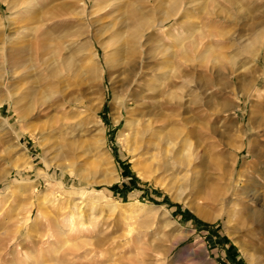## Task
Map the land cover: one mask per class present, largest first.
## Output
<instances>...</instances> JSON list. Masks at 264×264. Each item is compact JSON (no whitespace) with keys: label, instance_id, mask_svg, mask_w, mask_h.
Wrapping results in <instances>:
<instances>
[{"label":"rangeland","instance_id":"obj_1","mask_svg":"<svg viewBox=\"0 0 264 264\" xmlns=\"http://www.w3.org/2000/svg\"><path fill=\"white\" fill-rule=\"evenodd\" d=\"M7 1L0 264H264V0H181L187 11L161 26L167 4L125 0L150 18L136 44L133 89L161 84L149 93L154 112L166 135L178 130L192 144L195 183L174 165L145 177L125 147L120 135L135 104L127 93L126 107L112 108L129 65L114 62L100 20L105 0H35L32 14ZM20 44L29 48L22 59L55 47L59 60L71 56L82 69L66 75L61 66L70 78L61 84L40 65L14 76L9 57ZM94 64L98 72L89 71ZM65 136L89 148H77L75 166L58 151ZM107 150L111 163L100 157Z\"/></svg>","mask_w":264,"mask_h":264},{"label":"bare ground","instance_id":"obj_2","mask_svg":"<svg viewBox=\"0 0 264 264\" xmlns=\"http://www.w3.org/2000/svg\"><path fill=\"white\" fill-rule=\"evenodd\" d=\"M34 1L35 0H8L7 2L10 5V8H16L20 11L31 12L32 14L33 11L31 9L33 6L31 5L34 4ZM159 3L161 5H159L161 8L163 5L167 4V9H161L162 17L158 21H156L157 26H161L168 22L167 20L170 19V16L172 15L176 17L181 10L183 13L187 11V9L184 10L182 8L181 0H171L169 1V4L168 1L162 2L161 0H159ZM156 6H158V4H156ZM134 8L135 7L133 6L130 7V4H128L125 0H105L103 7L104 10L100 18L101 21L105 20V22H101V25L104 24L103 28L105 29V32H108L110 45L115 51L114 55L116 61L114 62H117L119 66H121L124 62L125 64L127 63L129 65L127 66L123 64L124 66H127L126 69L125 67L121 66L125 69V71L128 72V77H125L127 80L123 82L125 86V95L124 97H121L116 93L112 100V108H117L122 111V109L126 107L127 98L125 96L128 93L127 101L131 105L135 104V106L128 109L129 115L125 120V124L122 127V134L120 136H123L126 149L133 155L135 165L139 166L140 171L145 177H147V172H151L152 170L154 171V169L156 171L162 166L173 167L174 165L176 167H179L184 172L182 175L185 177V179L190 178L194 182L199 171H197V165L195 164V153L192 149V144L187 141L185 142L184 139L180 136V132L178 130H176V132L174 131L170 136L166 135L167 133L165 134L164 128L161 126L162 123L160 122V117H158L154 112V96H151L149 93H154L157 90V85L161 84H153L154 82L152 83L149 81L146 82L145 85L142 83L144 86L138 84L139 88L133 89V83H135V81L139 78L137 76L138 72L134 68L135 56L137 53L136 44H138L139 38L142 35L141 32L146 29L145 26L149 25L147 20L150 19H148V17L146 19L144 14L139 15V12L136 11L137 9L135 10ZM32 19L33 18L31 17V15H29L25 18V21ZM97 20L100 21L99 19ZM23 27L24 29L30 28L34 32H36L37 29L34 26H30V24H23ZM16 48H18L20 54L17 57H12L14 55H9L11 56L9 57V65L13 72L12 75L14 76H16L19 70L23 68L31 71L38 65H40L45 71H47L46 75H49L51 78L56 80L58 84H61L65 82L66 79H70L68 78L69 76L65 78V75H63L64 73H62L63 70L65 71L66 75H69L70 73L71 75H74L78 74L79 70L82 69L80 67V63L77 64V60L76 62H74L75 60L73 61V58L71 56H67V58H65L64 60H59L61 58V55L59 56V54L61 53H58L59 49H56L55 47L47 48V46H45V49L37 56V58H34V55L32 57L30 53H27L24 59H22L23 57L21 56V53L24 50L29 51L28 46L25 44H20V46ZM15 54H17L16 51ZM127 54L130 55L128 56ZM61 66L63 70L61 69ZM3 68L5 69V72L8 71L6 67ZM89 71L98 72L99 68L96 64H94L92 66H89ZM4 74H0V77H2ZM19 86H21V84H19ZM13 100L16 102L15 99ZM91 107H93L94 111L97 110V108L93 105ZM98 123L99 125H101L100 121H98ZM95 131H97L99 135L104 134V128L102 126L97 125L95 127ZM59 141L60 142H58V144L60 145L58 146V151L60 152L63 148H65L67 154H63L70 157L69 159L72 160L71 166H75L76 164V161L74 160V153L77 148H79V146L85 147L87 152L89 150L87 146H84V142V145H81L76 141L69 140V138L66 136L64 140ZM98 146L101 147V150L105 148L107 149L104 142V136L101 137ZM104 155L105 161L107 163H111L112 155L110 154V152H108L107 150L101 153L100 157ZM98 159L101 160V158ZM78 175L80 179H82L83 176L81 175V173H79ZM177 198L180 199V197ZM134 205L138 208H144L146 206L153 207V205H148L142 202H136ZM69 221L71 224L73 223L72 219H70ZM61 234H63V232H61L59 235Z\"/></svg>","mask_w":264,"mask_h":264}]
</instances>
